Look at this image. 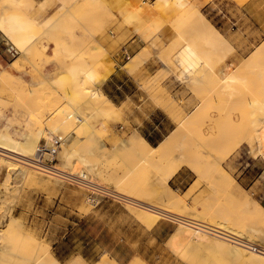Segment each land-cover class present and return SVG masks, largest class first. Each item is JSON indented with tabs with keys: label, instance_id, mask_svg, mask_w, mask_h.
Masks as SVG:
<instances>
[{
	"label": "rangeland",
	"instance_id": "obj_1",
	"mask_svg": "<svg viewBox=\"0 0 264 264\" xmlns=\"http://www.w3.org/2000/svg\"><path fill=\"white\" fill-rule=\"evenodd\" d=\"M32 1L33 4L27 5L25 8L20 9L16 6L15 9L19 10L23 17H26L30 21L28 30L31 38L34 39L45 27L51 24L54 25L55 20L59 18H50L45 23L41 22L38 20V14L43 13V8L38 0ZM66 1L68 2L69 0ZM193 1L197 2L198 0ZM251 1L210 0L203 8L204 15L218 27L220 26V31L232 45L233 51L229 53V56L224 61L222 60L225 58L226 53L219 47L214 49L208 48L203 38L197 34L195 30V25H197L196 20L194 21V19L189 18V9H186L187 7L184 8L186 9L185 11L180 10L174 0H171L164 7H153V16L158 18L161 25H169L175 31L192 39L194 43L200 44L199 48L203 50L204 56L212 62V68L208 64L203 63L200 64L196 71H193L201 77V81H197L198 83L195 85L190 86L186 84L176 74L165 73L163 66L159 68V71H156V74L154 73L155 71L149 72L148 67L152 61L158 62L156 60L157 54L152 48H150L152 56L148 55L147 58H150L139 69L133 70L135 68L130 67L133 73H140L141 71L149 72L147 78L142 79L146 86L145 88L156 104L163 106L174 118L177 128L181 126L180 118H185L194 113L197 106H200L201 110H203L197 125L188 129H181V139L189 143L190 147L193 145L198 146V148H194L195 152H201L204 156L203 164L199 162L197 165L201 169L199 174H196L195 168L190 165H185L180 169V171L185 170L188 172L189 179L193 180L191 186L182 187L181 189L172 186L174 191L171 192L169 186H166L162 180L164 172L162 167L163 161L142 160V162H139V158L133 152L124 158L115 155L113 158H107L103 161L99 158L100 156H95L87 151L88 160L86 162H81L76 157L71 160L69 167L73 170H75L73 167L81 169L80 171L87 170L97 182L104 185L107 184L114 189H119L122 193H132L140 200H145L152 205L166 206L174 211L191 215L196 219H202L216 225L220 224L230 230L235 228L233 231L236 232L243 230V232L247 233L253 229L259 233L255 237L258 241H253L264 245L261 239V236H264V206L259 201L262 191L261 186H257L264 183V157L262 155L258 157L254 156L255 154L250 144L254 125L252 120L262 114V110L257 107V102L264 98V86L256 83V73H254L251 85L241 92L238 90L237 95L230 96L219 87L221 86L219 84V72L221 71L219 68L223 64L243 62L253 53L252 51L259 45L264 44V33H262L264 31V19H262L264 14H258L257 12L255 17H245L238 25L236 24V28L240 27L238 31H230L228 27L221 26L213 10V7H216L218 3V7L223 9L221 15L230 21L229 17L234 16L235 13H238L241 18V9L251 6ZM153 3L158 5L159 0L152 1V3L148 1L145 5L151 7ZM65 8L67 7L65 6ZM66 13L67 10H65L64 15ZM147 15L148 13L144 16ZM77 25L79 24L73 25V28L71 26V29L64 27L57 28L58 30L54 34H52L53 29L48 30V28L40 38L41 40L34 42L30 54L32 60L27 63L21 74H27V72L31 74L34 78L33 80L38 84L36 87L27 83L21 74H18L16 77L20 78L23 86L17 88L15 85H12L13 83L10 84V82L9 84H3L0 79V122H6L11 127L18 128L19 132L21 130L22 132H29L30 130L36 131L41 129L44 138L57 127L56 125L59 122L66 121L64 129H70L77 133V138L82 143L78 148L84 152L89 145L95 143L94 140L87 137V130L92 128L101 137L102 141L108 144V136L111 134V120H114L116 117L120 118L121 114L107 115L106 113L97 112V115L91 116L92 121L89 123L75 122L79 116L76 111L83 116H88L87 111L91 112L93 110L90 108L83 110L80 105L86 101L88 96L90 97V89L100 85V78L95 73L97 69L93 56L96 50L93 51L92 47L93 45L100 46L101 42L103 44L106 43L102 40L96 42L91 38H86L87 41L79 45L67 42V38H63L64 32L68 30L69 33H74L76 30H79L76 27ZM90 25H92V29L90 30L92 31L94 25ZM139 25L133 24V22L128 24V27L133 32L131 34L132 37L136 33L142 36L141 31H136L135 29ZM122 27L124 25L119 26V28ZM111 28L108 27L104 30L103 34L109 37V32L112 33L113 31H109ZM0 29H2V26H0ZM2 32L6 35V32ZM143 38L145 41H149L148 38ZM156 38L149 42L156 40ZM50 41H55V46H51L49 44ZM18 43L21 44L19 41ZM154 44H157V40ZM64 45L67 47L69 53L64 55V58H59L65 59L64 61L67 65H74L76 67L69 70L66 66L64 73L66 70L70 72L60 84L58 83L57 86L51 88V85L41 83L40 80L44 79L42 73L50 77L59 75L57 64L61 60L59 59L58 62V58L51 60L50 58L56 57L59 53V48ZM179 45V42L172 45L170 53L176 54ZM63 51H66V49ZM107 56V61L101 64L99 70L102 77L103 75L106 76V74L102 72L101 68L110 65V60L112 59L110 51L107 53ZM174 58H172L173 65L177 62ZM31 64H34V66ZM234 65L236 67V64ZM37 66L41 68V71L37 69ZM152 78H157L156 84L149 85L148 83L154 80H151ZM169 79H176L178 81L179 86L176 89V93L168 91V88L164 85V82ZM9 94L10 98L6 100ZM231 99L234 101L233 104L236 101L237 104H227L229 102L232 103ZM102 104L103 100L100 99L97 105L101 106ZM171 105L178 111L173 112L174 108L169 110ZM9 106L13 107L10 119H8ZM229 113H232L233 117L239 114L246 124L244 123L245 128L243 127L244 124L242 125L244 134L241 132L242 136L239 137L244 138L243 145L236 147V150H232L231 152L233 153L223 162V165L233 178L231 185H226L222 177L219 180V178L211 174L215 166L209 163L207 154L208 151H212L209 143L212 137V126H215L221 120L224 122L220 123L227 126L225 122L228 118L230 117L229 119L232 120V116ZM158 115L165 119L164 111L158 112ZM102 117L105 119L104 122H101ZM230 120L226 124L230 125ZM154 122H157L155 118ZM151 123L149 125H152ZM222 125L217 124V126L221 127ZM54 134L60 137L58 133L55 132ZM123 138H119L114 146L121 143ZM202 144L204 146H201ZM112 148H109V150H112ZM217 151L220 152V150ZM91 165L99 169L97 173L93 171L96 177L90 170L86 169V167H91ZM119 173H128L122 183L117 180V177L119 178L117 174ZM39 174V180L21 182L15 186L12 184L7 203H2L3 207L2 205L0 207V215L5 212L13 214L18 220L17 227H24L30 232L32 231L38 240L46 248H49L63 263H67L71 258L76 256H82L87 261L94 263L106 254V252L99 250L98 247L100 245H115L117 239L129 237L131 241L126 242L124 250H120L124 255H131L132 253H136V251L149 250L152 254L160 251L165 253V264H236L221 251L205 250L204 248L189 251L186 256L185 253L181 257L180 254L171 251V249L174 250L172 240L161 248L160 243L150 241L148 233L141 229L139 224L134 223L138 218L133 214L132 206L122 202L109 201L107 208L111 211L110 220L112 226L105 232V235L97 237L102 227V219H98L93 223L86 224L87 221H84L77 224L82 215L87 214V212L94 210L96 207L91 202L92 198L90 197L89 189L69 181L61 180L58 182L54 178H51V176H47L41 172ZM6 175V171L0 174V186H2L1 184L5 180ZM244 179L247 184H250L249 186L245 184L246 182L244 183ZM174 197H176V201ZM163 219L167 218L164 216L158 217V221ZM178 225L179 229H182V224L178 223ZM230 225L233 227H230ZM148 227L151 228L149 225ZM140 239L143 240L140 241ZM131 245L140 247L133 248ZM14 246L16 258L11 259L9 263L19 264L22 257L32 256L36 251L33 245L30 246L28 243L20 242L19 240L16 241Z\"/></svg>",
	"mask_w": 264,
	"mask_h": 264
},
{
	"label": "bare ground",
	"instance_id": "obj_2",
	"mask_svg": "<svg viewBox=\"0 0 264 264\" xmlns=\"http://www.w3.org/2000/svg\"><path fill=\"white\" fill-rule=\"evenodd\" d=\"M63 1V0H61ZM99 0H82V3L71 6L72 2H68L64 0L65 6L67 7V13L57 20H55L54 25L51 24L49 27H45L41 33H39L34 39L31 38V35L28 30V26L30 25V21L23 17L19 10L15 9L18 6L20 9L25 8L27 5L33 4L32 0H1L0 1V26H2L1 31L6 32L11 38L14 40H9V42L14 43L20 50L19 56L15 57L14 61H12L8 67H0V79L2 83H8L15 85V87L23 86L21 84L19 77H16L18 74H21L22 70L25 69V66L29 61L32 60L30 57L33 44L37 40H41L40 38L48 29H53L52 34H54L58 29L62 28L65 23H67V17H77L75 19H79L80 25L82 26V14L83 11L86 10L88 7H92L96 4ZM125 1V0H124ZM175 4H177L180 10L188 11V16L190 19L196 20L195 30L197 34L201 38H203L204 43L210 49L220 48L226 53L225 58L222 60H226L229 56V53L233 51L231 43L225 37L224 34L220 31L219 27L213 23L207 16L204 15L203 8L206 3L210 0H174ZM118 2V0L116 1ZM122 0L119 1L121 4ZM152 3V1H150ZM171 0H159V4L155 5V3L149 5H145L148 3V0H137L135 2L126 1V5L122 8V15L125 20L130 23L133 22L136 24H140L139 27L136 26V31H141V35L143 37L148 38L149 41L155 39L159 33V31L165 27V25H161L159 23L158 18L153 16V7H164L168 5ZM124 3V2H123ZM41 5V4H40ZM118 5V4H117ZM42 6V5H41ZM43 7V6H42ZM116 7V5H115ZM187 7V8H186ZM186 8V9H184ZM110 9V8H109ZM119 9V8H118ZM147 16H144L147 14ZM119 14V13H118ZM121 14V13H120ZM84 15V14H83ZM94 17V16H93ZM87 18V17H86ZM91 19V18H90ZM96 20V19H95ZM98 20V19H97ZM70 21V20H69ZM141 21V22H138ZM70 23V22H69ZM78 24V23H76ZM86 24V23H85ZM67 25V24H66ZM84 26V24H83ZM87 30L92 29V25L87 24ZM143 26V28H142ZM84 28H86L84 26ZM143 29V33H142ZM92 34L93 32L90 31ZM112 33H114L112 31ZM140 33V32H139ZM95 34V33H94ZM137 34V33H136ZM96 38V37H95ZM21 42V44L18 43ZM179 42V49L176 54L170 53V48L175 43ZM200 44H196L193 42L192 39L187 38L183 34L177 31V37L174 38L172 41L168 42L163 49H161L157 54L159 59L163 62V69L165 73H172L176 74L177 77L186 84L192 86L198 83L197 81H201V77L198 74H195L193 71H196L199 68L200 64L196 66V63H189L188 59L192 55H200L204 61L201 63L208 64L211 68L213 67L212 62L204 56V53L199 48ZM66 49V51H63ZM93 51L96 50L94 56V61L96 62V75L100 78V85L98 87H93L90 89L89 94L86 98V101L80 105L81 108L86 109L90 108L93 109L91 112L87 111V114L90 116H95L98 113L102 112L106 113L107 115H115L118 114L119 109L116 107L114 102L109 99L107 93L104 92L102 89L106 76L101 75L100 66L102 63L107 61V53L109 52L106 45L101 42L99 45H93ZM253 53L243 62L238 63H226L219 68V77L220 81L219 84L225 92H227L230 96H234L237 91H243L245 88L249 87L253 81L254 73H256V83L259 85L264 86V44L259 45ZM69 52L67 51V47L61 46L59 48V53L56 57L50 58L59 59L62 58L64 55H67ZM148 55H151V50L148 46H144L138 54H136L128 63L124 65V68L128 69L129 71L137 70L140 66L148 61ZM60 57V58H59ZM65 57V56H64ZM63 57V58H64ZM176 57V58H174ZM174 58L176 64H172ZM223 58V57H222ZM221 58V59H222ZM61 62L57 64L59 69V75L55 76H48L47 74H43V80H40L42 84L51 85V88L57 86V84L65 79V76L70 72L68 70L65 71L64 69L67 66V69L72 70L74 69V65H67L65 63V59H60ZM186 64L184 68L183 65ZM222 64V63H221ZM236 64V67L235 65ZM34 66V64H31ZM106 65V64H105ZM69 66V67H68ZM196 66V68H195ZM130 67H134L135 69H131ZM37 69L41 71V68L37 66ZM102 69V68H101ZM30 72V71H29ZM28 73V72H27ZM29 74V73H28ZM43 78V77H42ZM154 79V80H153ZM148 84H156L157 78H152ZM16 82V83H15ZM31 85L36 87L38 84L36 81ZM28 83V82H27ZM30 84V83H29ZM148 85V86H149ZM155 86V85H154ZM146 87V86H145ZM152 87V86H150ZM149 87V88H150ZM220 88V89H221ZM148 89V88H147ZM224 92V93H225ZM239 93V92H238ZM237 95V94H236ZM168 98V97H167ZM103 100V104L98 106L97 103ZM203 100V99H202ZM230 101V100H229ZM232 103L229 102L227 104H233V100L231 99ZM220 102V101H219ZM204 103V102H203ZM205 104V103H204ZM222 104V102H220ZM226 104V105H227ZM229 106V105H227ZM203 107V106H202ZM230 107V106H229ZM257 107L262 110V114L258 117H255L253 122V133L250 137V144L252 145V151L255 154L254 156L258 157L262 155L264 157V98L260 99L257 102ZM174 108L173 105L170 106L171 110ZM238 108V106H237ZM77 109V108H76ZM235 109V108H234ZM240 109V107H239ZM233 110V109H232ZM241 110V109H240ZM178 111L176 108L173 109V112ZM243 111V110H242ZM203 110H201L200 106H197V109L191 115L180 118L181 126L176 128L169 136L161 141L158 145H153L149 142V140L140 132H135L133 135L123 138L122 142L115 145L112 150H109V147L106 142H103L101 137L97 134H90L91 132L95 131L92 128L87 130V137L89 139H94L95 143L89 145L85 151L83 152L78 148L81 146V140L78 139L77 133L73 132V130L64 129L66 126V121H61L56 125L57 127L54 130L49 132L47 137L42 136L41 129L37 131H31L30 135L25 139L16 138L10 130H2L0 129V174L6 171L7 175L5 180L2 182V186H0V207L4 203H7V198H9V194L11 192L12 184L15 186L18 183L26 182L30 180H39L40 174L39 172L51 176L58 182L61 180L68 182L59 175L47 173L43 171L39 166L35 163V159L38 157V148L41 145L42 141L45 139L51 140V138H58L60 139L62 145L59 148L58 158L59 161L57 162L58 168L62 170H69L78 175H82V177H88L93 182L104 185L102 183L97 182L91 176V174L86 171H80L78 168L73 167L75 170L71 169L70 162L73 158L79 159L81 162H86L87 158V151L95 156H100L101 160L111 159L115 155L128 156L131 152H133L138 158L139 162L144 161H163V175L162 180L164 184L169 186L170 191L173 192V188L169 185V181L182 169L185 165H190L195 168V173L199 174L201 172L200 167L197 165L199 162L203 164L204 156L202 153L195 152L194 148H198V146H189L190 144L186 141L181 139V129H188L194 125H197L199 119L201 118ZM80 117H83L81 113L76 111ZM190 114V113H189ZM230 114V113H229ZM227 115V114H226ZM119 116V115H116ZM232 116V113L230 114ZM183 117V116H181ZM226 117V116H225ZM230 118V117H229ZM228 118L227 121L230 119ZM227 119V118H226ZM225 119V121H226ZM246 119V118H245ZM223 120L219 121L217 124H221ZM226 121V122H227ZM224 122V121H223ZM224 124L221 126H217V124L212 126V137L210 140V147L212 151H208L207 159L209 163L215 166L214 171L211 173L216 178L221 179L222 177L224 183L226 185H231L233 182V178L231 174L227 171L226 167L223 165V162L227 160L228 156L232 154V150H236V147H240L244 143V138L242 133L244 134V130L242 128L245 126L244 119L239 115L232 116V120H230V125ZM216 123V122H215ZM228 123V122H227ZM245 123V124H244ZM244 124V125H243ZM243 125V127H242ZM245 128V127H244ZM52 132H56L60 135L58 137ZM242 132V133H241ZM78 140V141H77ZM201 146H204L203 144ZM207 147V146H205ZM208 148V147H207ZM214 148V150H213ZM217 150H220L218 152ZM124 151V152H123ZM231 152V153H230ZM130 159V158H128ZM127 162V161H126ZM139 164V163H138ZM86 169L90 170L91 173L96 177V173L98 172V168L96 166L86 167ZM79 171V172H76ZM119 178L117 180L119 182L124 181V177L128 175V173H119ZM218 176V177H217ZM218 180V179H217ZM222 181V180H221ZM70 182V181H69ZM90 182V181H89ZM73 183V182H72ZM223 183V182H222ZM77 184V183H73ZM79 185V184H78ZM107 185V184H105ZM225 185V186H226ZM83 186V185H80ZM109 186V185H107ZM85 187V186H84ZM110 187V186H109ZM114 194H116L119 198H121L122 203H127L128 205L132 206L133 214L143 223L148 224L150 227H153L156 222L158 221V217H172L177 220H181L182 218L193 217L188 214L180 213L177 211L172 210L166 206H156L152 205L151 203L140 200L132 193H122L119 189H114ZM172 194V193H171ZM91 197V196H90ZM92 198V197H91ZM176 197H174V200ZM93 204H96L94 199H91ZM3 203V204H2ZM1 210V209H0ZM2 212V211H1ZM194 218V217H193ZM182 224V229L175 232L172 238V242L174 245V251L177 254H182L185 256L189 253V251H194L195 249L201 248L205 250H215L221 251L225 253L227 256L232 259L233 263L236 264H264V245L260 243H256L258 240L255 238L258 232L255 230H249L247 233L243 232V230H238L237 234L245 236L250 241H248L250 246H244L240 243H234L229 241L221 236H215L209 232L203 231L201 229H197L185 222H179ZM18 220L9 212H5L4 214L0 215V264H14L9 263L11 259L16 258V254L14 252V244L17 240L20 242H26L30 246H34L36 251L32 256H26L21 258V262L19 264H120L118 260L113 257L110 253L104 254L99 260L96 262L87 261L82 256H76L70 259L67 263H63L61 260L57 258V256L49 249L46 248L45 245L42 244L40 240H38L37 236L33 234V232L25 229L24 227H17ZM213 224V223H212ZM224 224V223H222ZM216 225V224H215ZM220 225V224H219ZM218 225V226H219ZM222 226V225H221ZM224 227V226H223ZM230 227H233L230 225ZM229 227V228H230ZM235 229V228H234ZM232 229V231L234 230ZM248 230V229H247ZM247 235V236H246ZM264 243V236H261ZM255 240L256 242H254ZM253 244L255 246H253ZM261 247V250H259ZM130 264H150L148 261L144 260L142 257L137 256L131 260ZM152 264V263H151Z\"/></svg>",
	"mask_w": 264,
	"mask_h": 264
},
{
	"label": "crops",
	"instance_id": "obj_3",
	"mask_svg": "<svg viewBox=\"0 0 264 264\" xmlns=\"http://www.w3.org/2000/svg\"><path fill=\"white\" fill-rule=\"evenodd\" d=\"M38 1L40 2L39 4L43 6V13L38 14V20L43 23H45V21L49 20L50 18H62L64 16L65 10H67L64 5V0ZM116 1L117 0H100L99 2H96V4L92 7H88L83 11L84 15L82 14L81 16V19L84 18L82 20V26L79 24L80 22L77 21L79 19H75L77 17H67V23H65L63 27L71 29V26L73 28V25L78 23L79 25H77L76 27L79 28V30H76L72 34L67 30V32H64L63 38H67L66 41L71 44L78 45L87 41L86 38H91L96 42L102 40L106 42L105 45L111 52L112 59L110 60V65H106L104 68H102V72L106 74V79L102 89L105 93H107L109 99L112 100L116 107L119 109L118 112L121 114V117H116L114 120H111V134L108 136V147L112 148L114 144L119 140V138L131 136L137 131L145 135L150 143H152L153 145H158L163 139L169 136L177 128V123L175 122L174 118L164 109L163 106H161L160 104H156V102L152 99L149 92L146 90L142 79L147 78L149 72L155 71L154 73L156 74V71H159V68L163 66V62L159 60L157 53L159 50L163 49L166 43L176 38L177 31H175L173 27L169 25L163 27L157 35V44H154L156 40L152 42L145 41V39L138 34H133L134 37H132L131 34L133 32L130 27H128L129 23L125 20V18H123L122 10L120 8L124 7L127 4L126 1L135 2L137 0H122L121 4H119V1L121 0H118V2ZM148 1L154 2L157 0ZM69 2H72L71 6H75L82 3V0H69L68 4H70ZM119 5H121L122 7ZM213 10L219 23H221V26L228 27V30L230 31H238L240 27H238L239 29L236 28V24L238 25L241 20L245 19V17H255L257 12L258 14H264V0H252L251 6L241 9V18L239 17L238 13H235L234 16L229 17L230 21H228L226 17L221 15L223 9L218 7V3L216 4V7H213ZM262 19H264V15ZM83 24L86 28H84ZM87 24L94 25V29L91 31L93 32L92 34L87 30ZM120 25H124V27L119 28ZM108 27H112L111 29H109V31L113 30L114 32H109V37L103 34L104 30H106ZM262 33H264V31H262ZM10 38L11 37L8 34L5 35L0 29V67H8L9 64L14 60V58L10 57L5 52L6 45L8 44L9 40H11ZM49 44L51 46H55L56 42L50 41ZM144 46H148L149 49L152 48L157 54L158 58H156L158 62L152 61V63L149 65V72L141 71L140 73H133L124 68V65L128 61H130L133 56L138 54ZM203 61L204 59L200 55L196 54L192 55L187 62L188 64L194 62L196 63V66H198ZM183 67L185 68L186 64H184ZM21 76L25 78L26 82L30 84L35 83L33 80L34 78L31 74L22 73ZM164 85H166L168 91L176 93V89L178 88L179 83L176 79H169L164 82ZM9 98L10 94L7 95L6 100H9ZM12 110L13 107L9 106L8 119H10V117L12 116ZM160 111L165 112V119L158 115V112ZM154 118L157 120V122L153 123ZM76 119L77 121L75 122L83 124L92 121L91 116L89 115H85L83 117L78 116ZM104 120L105 119H103L102 117L101 122H104ZM150 123L152 125H149ZM0 129L4 131L9 129L10 132L19 139H25L30 135L31 131H35L30 130L29 132H22L21 130V132H19L18 128L11 127L10 124H6V122H0ZM90 134L95 135L96 132L94 133L90 131ZM95 137L96 136H94L93 138ZM179 172L169 181V185H171V187L175 186L177 189L191 186L193 180L189 179L188 172L185 170ZM243 181L244 183L246 182L245 179ZM245 184H247V182ZM247 185L249 186L250 184L248 183ZM242 186L246 188L245 185L242 184ZM257 186H261L262 191L259 201L264 206V183L258 184ZM109 201L119 202L113 199L104 200L102 203L96 205L94 210L87 212V214L85 215H82L77 224L83 223L84 221H87L86 224H88L90 222L93 223L98 219H102V227L100 228L97 237H100V235H105V232L108 231L109 227L112 226L110 220L111 211L107 208L109 206ZM134 223L139 224L141 229L145 230L148 233L150 241L156 242L158 244L160 243L161 248L170 243L173 235L179 229L178 223L173 222L169 219L160 220L156 222V224L151 228L148 227V224L141 222L139 219L134 221ZM142 240L143 239H140V241ZM129 241H131V238L121 237L117 239L115 245H100L98 248L101 251L110 253L112 256L114 255L118 262H120V264H130L131 260L137 256L142 257L150 264L166 263V255L161 251L152 254L149 250H145L142 252L136 251V253H132L131 255H124L123 252H120V250H124L126 248V242ZM131 247L139 248L140 246L131 245ZM171 251H173V253H176L172 249Z\"/></svg>",
	"mask_w": 264,
	"mask_h": 264
},
{
	"label": "built area",
	"instance_id": "obj_4",
	"mask_svg": "<svg viewBox=\"0 0 264 264\" xmlns=\"http://www.w3.org/2000/svg\"><path fill=\"white\" fill-rule=\"evenodd\" d=\"M5 52L12 58L17 57L20 54L19 48L11 42H8V44L6 45ZM61 145L62 143L60 139L54 137L51 138V140L44 139L42 141L41 145L38 148V157L35 159V163L39 166V168H41L43 171H46L47 173L59 175L62 178L69 180L70 182L85 186L89 189L90 196L94 199L96 203L95 205L102 203L106 199H113L122 202V199L119 198L116 194H114V190L112 189V187H109L107 185H99L93 182L88 177H82V175L75 174L73 172H70L69 170L66 171L58 168V150ZM166 218L176 223H179L181 221L185 222L197 229L209 232L218 237L221 236L234 243H240L244 246L252 245L248 242L250 240L245 236L237 234L234 231L221 225L218 226L202 219L199 220L193 217H187L182 218L181 220H177L170 216H167ZM253 246L255 245L253 244ZM259 250H261V247H259Z\"/></svg>",
	"mask_w": 264,
	"mask_h": 264
}]
</instances>
